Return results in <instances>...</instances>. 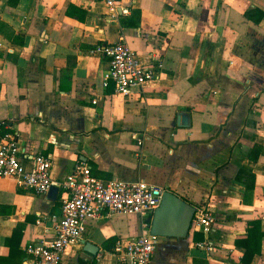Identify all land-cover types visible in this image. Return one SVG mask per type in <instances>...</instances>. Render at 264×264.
I'll use <instances>...</instances> for the list:
<instances>
[{"label": "crops", "instance_id": "1", "mask_svg": "<svg viewBox=\"0 0 264 264\" xmlns=\"http://www.w3.org/2000/svg\"><path fill=\"white\" fill-rule=\"evenodd\" d=\"M123 1L130 15L109 22L102 0H0V122L19 134L26 169L36 155L52 159L55 182L84 163L95 178L145 181L206 204L212 233L160 237L152 264H244L237 240L253 221L264 231V0ZM120 41L164 64L127 98L105 84L109 61L90 54ZM243 168L255 178L248 190L237 180ZM53 188L39 195L0 179V264H26L30 244L54 239L67 195ZM141 231L135 216L89 221L63 264H120L105 242ZM204 240L213 252L196 248ZM251 264H264V238Z\"/></svg>", "mask_w": 264, "mask_h": 264}, {"label": "built area", "instance_id": "2", "mask_svg": "<svg viewBox=\"0 0 264 264\" xmlns=\"http://www.w3.org/2000/svg\"><path fill=\"white\" fill-rule=\"evenodd\" d=\"M107 8L109 22L118 21L121 16H129L131 4L123 0H102ZM93 56L105 58L111 69L105 76V84H115V92L122 97H130L135 91L161 78L163 62L152 56L145 63L141 56L120 41L115 44H98L90 52ZM93 104H97L94 100ZM4 134L0 138V179L14 180L18 186L45 195L53 187L63 189L67 198L63 201L62 213L53 217L54 239L47 243L30 244L26 248V264H63L67 252L77 246L87 231L89 221L113 216H135L142 220L141 234L136 238H120L113 254L120 264H152L160 237L151 233L152 219L161 206L165 191L145 181H104L95 178L90 166L77 163L63 182L51 178L53 161L39 154L31 158V168L26 169L20 159L21 145L18 133L12 132L7 122H0ZM139 145L143 143L139 141ZM192 221L194 233L209 236L216 223V217L202 204L195 208ZM264 221V216L261 217ZM197 249L213 252L207 241L197 242ZM102 254L97 259L101 260Z\"/></svg>", "mask_w": 264, "mask_h": 264}, {"label": "water", "instance_id": "3", "mask_svg": "<svg viewBox=\"0 0 264 264\" xmlns=\"http://www.w3.org/2000/svg\"><path fill=\"white\" fill-rule=\"evenodd\" d=\"M187 118L183 116L184 124ZM195 211L196 209L192 205L179 196L172 192H165L161 206L153 215L151 233L161 238L186 239L191 230ZM85 249L91 254L98 252V248L90 244Z\"/></svg>", "mask_w": 264, "mask_h": 264}, {"label": "trees", "instance_id": "4", "mask_svg": "<svg viewBox=\"0 0 264 264\" xmlns=\"http://www.w3.org/2000/svg\"><path fill=\"white\" fill-rule=\"evenodd\" d=\"M259 12L258 10H249L248 12L245 13V17L246 18H251L252 14ZM260 13V17L258 18V20H255V23H260L262 21L263 18V13ZM4 134L3 131L0 130V138L1 136ZM247 168H243L241 169V171L239 172L238 176H237V180L239 181H243L244 179H246V182H244L247 185V190L250 188L249 184L253 183L254 186V180L255 178L253 176H251V178L246 174ZM253 186L251 187V190L253 188ZM248 196V195H247ZM264 238V231H262L261 228V222L260 221H253L249 223V230H248V239L247 240H237V245L240 247H243V249H245V254L243 256V263L244 264H251L254 257L258 254L261 253L262 251V239ZM120 238L118 237H112L110 239H108L105 242L104 248L108 251H112L116 242L119 240ZM196 240V239H195ZM197 240H200L199 238H197ZM1 263L5 262L3 260H0Z\"/></svg>", "mask_w": 264, "mask_h": 264}, {"label": "rangeland", "instance_id": "5", "mask_svg": "<svg viewBox=\"0 0 264 264\" xmlns=\"http://www.w3.org/2000/svg\"><path fill=\"white\" fill-rule=\"evenodd\" d=\"M121 226H124V223H122ZM124 227H125V226H124ZM126 239H128V238H126Z\"/></svg>", "mask_w": 264, "mask_h": 264}]
</instances>
